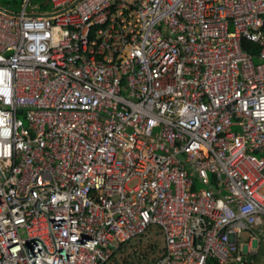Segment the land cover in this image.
Wrapping results in <instances>:
<instances>
[{
    "label": "built area",
    "instance_id": "built-area-1",
    "mask_svg": "<svg viewBox=\"0 0 264 264\" xmlns=\"http://www.w3.org/2000/svg\"><path fill=\"white\" fill-rule=\"evenodd\" d=\"M18 1L0 4V264H108L154 227L157 264H255L264 0Z\"/></svg>",
    "mask_w": 264,
    "mask_h": 264
},
{
    "label": "rangeland",
    "instance_id": "rangeland-1",
    "mask_svg": "<svg viewBox=\"0 0 264 264\" xmlns=\"http://www.w3.org/2000/svg\"><path fill=\"white\" fill-rule=\"evenodd\" d=\"M6 1L0 0V4ZM40 2V0H37ZM48 9H52L48 6ZM250 239V233L244 232L242 234V241L247 243ZM256 246H258L256 244ZM164 237L159 228H151L147 234L135 238L120 246L119 252L108 264H157L164 255ZM264 247L256 259L255 264H264Z\"/></svg>",
    "mask_w": 264,
    "mask_h": 264
},
{
    "label": "crops",
    "instance_id": "crops-1",
    "mask_svg": "<svg viewBox=\"0 0 264 264\" xmlns=\"http://www.w3.org/2000/svg\"><path fill=\"white\" fill-rule=\"evenodd\" d=\"M6 2L7 3L10 2V4H8V6H3L2 5L3 7L12 8L14 11L18 10V5H17V3L19 2L18 0L6 1ZM15 2H16V4H13ZM257 234L259 236L258 239H259L260 250L262 251V246L264 247V225L257 229Z\"/></svg>",
    "mask_w": 264,
    "mask_h": 264
},
{
    "label": "trees",
    "instance_id": "trees-1",
    "mask_svg": "<svg viewBox=\"0 0 264 264\" xmlns=\"http://www.w3.org/2000/svg\"><path fill=\"white\" fill-rule=\"evenodd\" d=\"M8 4H10V2H4V4H1V5H3V6H8ZM13 4H16V2L15 3H13ZM48 8V7H47ZM242 46H243V48L245 49V50H247V51H250V52H256L257 51V48H258V46L257 45H255V44H253V43H251V42H248V41H246V40H243V42H242ZM123 244H125V243H123ZM122 245V244H121ZM120 245V246H121ZM119 250H120V247H119V249L114 253V255L112 256V258H111V260L115 257V255L119 252ZM110 260V261H111Z\"/></svg>",
    "mask_w": 264,
    "mask_h": 264
},
{
    "label": "water",
    "instance_id": "water-1",
    "mask_svg": "<svg viewBox=\"0 0 264 264\" xmlns=\"http://www.w3.org/2000/svg\"><path fill=\"white\" fill-rule=\"evenodd\" d=\"M0 10H1V11H4V12H6V13H8V14H10V15H11V12H9V11L5 10L4 8H1V7H0Z\"/></svg>",
    "mask_w": 264,
    "mask_h": 264
}]
</instances>
